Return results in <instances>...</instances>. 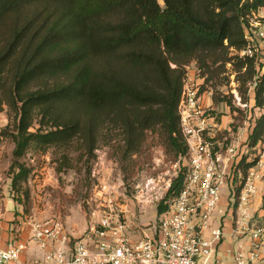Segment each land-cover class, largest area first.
I'll list each match as a JSON object with an SVG mask.
<instances>
[{
  "label": "trees",
  "instance_id": "16d2710c",
  "mask_svg": "<svg viewBox=\"0 0 264 264\" xmlns=\"http://www.w3.org/2000/svg\"><path fill=\"white\" fill-rule=\"evenodd\" d=\"M158 1L0 0V113L5 107L14 144L12 189L19 191L27 180L30 170L20 161L28 150L45 153L80 142L83 156L93 159L106 129L119 133L123 154L131 156L145 133L159 128L168 150L183 159L177 105L191 62L210 74L208 63H232L240 83H255L254 102L262 113L247 145L262 142L264 63L235 52L247 43L246 17L264 0ZM257 161L242 156L235 180ZM184 171L172 180L167 199L182 191ZM240 190L241 184L236 198ZM167 209L161 203L156 211Z\"/></svg>",
  "mask_w": 264,
  "mask_h": 264
},
{
  "label": "built area",
  "instance_id": "2783aa9c",
  "mask_svg": "<svg viewBox=\"0 0 264 264\" xmlns=\"http://www.w3.org/2000/svg\"><path fill=\"white\" fill-rule=\"evenodd\" d=\"M258 9L246 17L243 25L244 49L235 52L239 59L254 58L264 63V16L255 18ZM254 37V40H253ZM205 76L194 63L184 69L177 105L179 130L186 145L183 189L171 199L168 209L149 230L132 238L124 212L114 210L105 185L94 193L93 222L81 236L73 237L61 224L51 219L23 217L29 241L41 252L42 259L33 264H221L218 247L224 240L222 219L231 218V237L237 243L233 264H258L264 259V221L256 218L253 199L261 177V158L242 178H234L235 166L248 145L238 142L219 117L205 107L201 88ZM254 90L255 83L250 84ZM236 105L242 106L235 96ZM264 154V153H263ZM241 190L235 197V187ZM98 187V186H97ZM97 187L95 190H97ZM223 188L229 203L220 208ZM228 209V213L225 212ZM264 220V219H263ZM27 244L16 237L0 245V264H29L21 259Z\"/></svg>",
  "mask_w": 264,
  "mask_h": 264
},
{
  "label": "rangeland",
  "instance_id": "374dc122",
  "mask_svg": "<svg viewBox=\"0 0 264 264\" xmlns=\"http://www.w3.org/2000/svg\"><path fill=\"white\" fill-rule=\"evenodd\" d=\"M254 15L257 19L263 17L264 7ZM254 41L257 48L264 46V40ZM220 64L212 66L208 63L211 74L201 68L205 71L204 74L202 72L205 81L201 88L203 104L217 114L219 123L229 129L240 144L246 145L262 109L255 106L254 90L249 87L252 82L240 83L232 63L223 67ZM173 66L170 65L171 68ZM243 72L244 69H241L240 73ZM235 96L242 106L234 103ZM7 124L4 107L0 113V201L12 199L21 216L36 220L51 219L61 224L73 237L81 236L93 222L94 202L90 198L94 193L98 194L99 185L114 191L111 195L114 210L124 212L132 238L139 237L142 231L149 234L160 219L156 211L158 205L171 202L170 198H166L167 191L185 165L184 158L174 157L168 150L159 128L147 131L142 145L131 156L123 154L119 133L106 129L98 136L93 159L83 156L80 142L65 148H49L45 153L28 150L20 162L30 172L17 191L11 186L9 167L14 144L10 138L11 129H5ZM263 153L264 139L255 148L248 147L243 156L248 155L250 160L256 156L261 158L263 164L259 175L264 177ZM58 168H61L60 172H57ZM227 193L223 188L220 208L229 203ZM225 212L228 213V209Z\"/></svg>",
  "mask_w": 264,
  "mask_h": 264
},
{
  "label": "crops",
  "instance_id": "0c3cea01",
  "mask_svg": "<svg viewBox=\"0 0 264 264\" xmlns=\"http://www.w3.org/2000/svg\"><path fill=\"white\" fill-rule=\"evenodd\" d=\"M256 183L258 191L253 199V205L255 209H259L263 202L264 177L261 176ZM19 213H21V211L12 199L0 201V245L4 246L8 240L16 237L19 241L27 244L26 250L21 255L22 261L33 264L39 260L41 261L42 252L29 241L27 224L24 222L23 215L21 216ZM256 218L260 221H264V210L259 211ZM231 221L228 214L222 219L225 236L217 250L221 264H233L232 254L238 246L231 237ZM258 264H264V261Z\"/></svg>",
  "mask_w": 264,
  "mask_h": 264
},
{
  "label": "water",
  "instance_id": "95a60500",
  "mask_svg": "<svg viewBox=\"0 0 264 264\" xmlns=\"http://www.w3.org/2000/svg\"><path fill=\"white\" fill-rule=\"evenodd\" d=\"M158 2H159L160 5L164 4L162 0H159Z\"/></svg>",
  "mask_w": 264,
  "mask_h": 264
}]
</instances>
